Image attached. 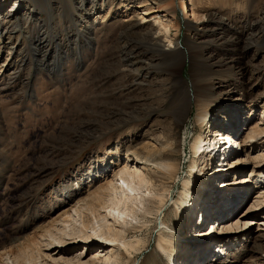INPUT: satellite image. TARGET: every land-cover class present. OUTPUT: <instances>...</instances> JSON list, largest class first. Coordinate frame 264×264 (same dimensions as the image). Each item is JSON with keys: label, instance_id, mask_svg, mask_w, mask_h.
I'll return each instance as SVG.
<instances>
[{"label": "rangeland", "instance_id": "rangeland-1", "mask_svg": "<svg viewBox=\"0 0 264 264\" xmlns=\"http://www.w3.org/2000/svg\"><path fill=\"white\" fill-rule=\"evenodd\" d=\"M48 1L44 7L47 0H0L4 13H10L15 2L22 5L18 13L21 18L36 4L41 7L31 16L30 24L21 21V30L8 26L13 33L3 32L5 43L0 47V264H264V166L257 156L264 153V132H251L253 137L236 153L249 150L242 167L235 168L238 172L227 168L228 160L236 156L226 159L223 170L221 163L207 165V147L202 149L204 153L192 152L199 133L220 143L221 139L215 138L216 125L224 129L228 123L224 116H215L225 115L235 100L241 109L232 111H239L234 113L233 129L240 140L256 123L260 122L264 131V52L254 47L248 54L245 76L238 66L230 67L229 54L211 60L219 63L204 74L222 92L213 102L207 121L201 123L200 108L184 103L194 79L188 50L186 62L176 72L155 54L154 64L147 60L148 69L138 76L133 43L146 45L141 37L133 39V35L125 34L127 30L133 34L125 24L139 21L141 32L156 31L155 35L170 45L177 40L185 42L193 21L201 25L222 17L228 26L242 29L248 20L233 15L255 10V20L264 0H107L110 12L99 13L98 24L87 35L91 43L77 31L79 17L74 16L76 7L71 3L76 0ZM192 3L197 7V17ZM52 10L53 18L49 17ZM52 21V25L45 24ZM204 36H194L192 42H206L209 34ZM235 37L226 36L230 41L238 40L240 47L250 41L246 34ZM218 38L214 44L207 43L206 57H216L214 45H222L224 40ZM43 40V49H37ZM10 46L15 48L8 58ZM39 59L46 64L38 66L35 62ZM57 59L62 67L53 72ZM138 111L144 114L141 119ZM129 142L137 148L142 144L173 147L178 157L177 175L172 177L155 164L125 170L126 160L132 159L126 154ZM224 150L230 154L232 147L229 144ZM193 159L198 167L194 172L190 168ZM214 166L219 173H214ZM235 172L247 177L246 183L235 187H239L237 197L234 187L227 191L216 188L221 181L234 179ZM134 173L142 174L143 181L133 179ZM90 175L94 177L88 182ZM185 180L190 183L186 207L178 203ZM106 183L111 185L105 190L111 194L109 199H121L122 204L118 201V207L112 203L102 209L93 226L110 225V232L132 244L129 251L119 242L109 246L99 238L80 240L85 234L80 233L82 220L88 218L85 213L81 217V210L90 193H97ZM78 184L83 188L79 190ZM73 191L77 195L68 197ZM161 194L164 202L157 197ZM223 204L231 206L233 213L220 211ZM222 216L235 220L236 230L225 240V235L214 238L207 230L209 223ZM206 230L208 236H203L207 239L196 234ZM162 236L173 238L179 246L172 260L158 246ZM63 237V244H52ZM37 241L28 256L13 249ZM223 242L227 254L221 259ZM239 250L246 252L238 258Z\"/></svg>", "mask_w": 264, "mask_h": 264}, {"label": "bare ground", "instance_id": "bare-ground-1", "mask_svg": "<svg viewBox=\"0 0 264 264\" xmlns=\"http://www.w3.org/2000/svg\"><path fill=\"white\" fill-rule=\"evenodd\" d=\"M48 2H50V1L47 0V2L42 4V6H44V7L48 6V4H47ZM71 3H75V7H76L74 9V16L77 15L79 17V19H78L79 23L76 22L77 26L79 27V29L77 27V31H79L82 35H85L86 37L91 32L90 28H92V27L94 28L96 26V24H98V22L101 18L99 13L100 12L107 13V12H110V9H111V7L108 6L109 3L107 2V0H76V1L71 2ZM0 5H1V3H0ZM21 6H19V4H16V2H15L14 6H13V10L10 13H4L3 12L4 6L0 7V47L2 46V43H5L4 41H2V38H4L6 34L3 32H8L10 30L9 32L13 33V30H11L10 28L15 29V30H18V29L21 30L22 29V27L20 26L21 21L25 20L26 24H30L29 20L32 18L31 16L34 15V12L38 11V9L41 8L36 4L35 6H33V9H31L30 14L29 13H28V15L25 14L24 16H22L23 18H21V16H19V14H18L19 11L21 10ZM192 6H193V8H192L193 15H194V17H197L198 16V13L196 12L197 7L195 6L194 3H192ZM234 6L235 7H241L239 4L238 5L236 4ZM101 8H102V11L101 10L99 11V9H101ZM254 11L244 10V12L242 14L237 12L235 15H233L234 16L233 18H236L237 16H240V17L242 16L244 18V20H248L247 22L243 23L244 25H243L242 29H239V27H235V26H228V23L225 20L226 18H222V17L219 19L209 20L208 21L209 23H202L201 25H196V21H193V22L189 23L188 28H189L190 33L186 36L185 42L177 40V42H174V41L171 42L170 45L165 44L164 41L162 40V37H160L158 34L155 35L156 31L153 32V31L147 30L148 32H141L140 29H138L140 26H142L139 23V21L138 22L132 21L130 23L125 24L126 28L129 27V28H131V30H133V34L129 30H127L125 32L126 36L129 37V36L133 35V39L141 37L144 40V44L147 47V48L145 46L142 47L141 45H137V44L133 43L135 67L138 70V73H139L138 76H140V75L142 76L143 72H144L143 70L148 69V67H146V61L147 60L151 61V62L149 61V63L151 65L154 64L153 62L155 60L153 59V57L155 54L160 55L161 57L164 58V60L168 61L170 66H172V68L174 69V72H176V69L179 67H182L183 64L186 62L185 50L187 49L189 52V55L191 56V57H189V59H191V62H192V74L194 75V79L192 80V83H191L192 89L189 90L187 95L185 96L186 100L184 103L187 105V107L193 106V104L197 105L200 108V110L198 112V121H201V123L206 122L207 116L209 114H211L213 102L218 100L217 97L219 95V92H222V89H218L220 87L217 88L215 86V84L213 83V80L211 78H208L207 74H204V72H206V71H212L213 66L217 65L219 63V62L218 63H216V62L210 63L211 60L216 59L217 55L229 54V55H231V58H232V65L230 67L233 68V66H235V65L238 66L240 68V73L242 74V76H245V74H246L245 72L248 69V66H247L248 62L246 63V58L248 59V54H250V52L254 49V47H255V51L261 50L262 52H264V41H263V39H264V7L262 9V12L259 14V17L255 20H254V18L257 15V13L255 14ZM244 13L246 16H244ZM49 17H51V18L54 17L53 16V10L51 12H49ZM2 19H5V21L3 22ZM198 19H199V17H198ZM53 22L54 21L45 22V24L50 23V25H52ZM45 24H44V26H45ZM8 26H10L9 30L7 28ZM207 26L209 27V29H207ZM26 27L27 26L23 27V29H25ZM204 34H206V35L209 34V36H207L208 38H207L206 42H201V44H198L196 42H192V37H194V36H198L200 38L206 37V36H204ZM232 34L234 36L237 35V37H235V38H239L242 34H246L247 39H249L250 41L248 42V44L246 46L240 47V42L238 40L230 41L226 38V36L232 35ZM192 35H194V36H192ZM217 35H218V37L220 36V38L222 37L224 39V40H222L223 41L222 42L223 47L220 44L214 45L215 47H214L213 52H215L214 56H216V57H212L211 55H210L211 58L208 56L206 57L205 53L207 52V49H208L207 43L211 42L212 44H214V41L217 39ZM46 36H48V33H46ZM220 38H218V39H220ZM86 39L88 40L89 43H91L92 39H90V37H87ZM44 41L45 40L41 41L40 43H37L36 48L37 49H43L44 46L42 43ZM228 43L230 45H228ZM82 45H84V43H81V46ZM228 46L229 47L231 46V47L228 48ZM56 47L60 49L61 44L57 43ZM14 48H15L14 46H10L8 48L9 49L8 58H9L10 54H13ZM211 48H213V47H211ZM2 50L3 49L0 48V54H1ZM79 51L80 50L77 51L78 55H79ZM58 57H60V56H58ZM126 58H127V56H126ZM58 59H57V61H58L57 64L53 68V72L60 70L62 67L61 66L62 63H60V60H58ZM129 61H132V59L129 58ZM250 62H253V61H250ZM35 63L38 64V66L46 64L44 59H39ZM253 66H255V65H253ZM173 69H172V71H173ZM256 69H258V67L255 66V70ZM236 87L237 86L234 85V88H236ZM236 101L237 100L234 101V105H231L228 107L229 109H225V115L217 114L215 116L216 119L224 116V118L227 120V123H228L227 127L223 126L224 129L220 128V126H221L220 124L216 125L218 128L215 131V134H216L215 138H217L218 140L225 139V140H223V142H225V141L229 142L231 147H233V144L235 143V140H236L234 138L233 133L234 134L237 133L233 129V126L235 125L234 124V118L236 116L234 115L235 111L234 112H232V111H233V109L234 110H237V109L240 110L241 109L240 104H237ZM222 104H223L224 108H225V106L227 107L226 102H224V103L222 102ZM234 106H237V107L233 108ZM237 112H239V111H237ZM143 115L144 114H142V112L138 111V119H141V117H143ZM249 118L250 117L247 115V117L245 118L247 122L250 120ZM236 119H237L236 121H239L238 117ZM218 121L219 120H216V122H214V123H218ZM257 122H259V120ZM262 129L263 128L260 127V122L256 123L253 127H251L250 132L248 133L247 137H243V139H241V140L238 138V141H240L238 143H241L244 146L245 142L248 139L253 137V135H250L251 132L257 133L260 130L259 134H261L264 132ZM211 140L212 139L210 137H205L201 133L197 134L196 138L194 139V141L192 143V152H194V154L198 155L201 153L200 151L204 147L211 149L214 145L217 146L216 143H218V142L217 141L212 142ZM207 142H211V144H207ZM172 150H173V147H171V148L170 147L155 148V147H150L149 145H145V144H142V145H140V147L137 148V146L134 145V143L129 142V143H127V150H126L127 153L126 154H127V157L130 156V157H132V159L128 158L126 160L123 168L125 170H127L128 168L133 167V169L136 170V168H138L139 165L140 166H143V165L149 166L151 164H155L157 166L160 165L162 168L166 169L167 172L172 177H174L177 175L179 168H178V163H177L178 157L174 156V153L172 152ZM248 153H249V150L247 149L244 154L243 153L240 155L238 154L232 160L231 159L228 160V163H230V165L227 168L228 169H233L234 167L235 168H241L242 167L241 164L245 161V160H243V158ZM133 155H135L134 156L135 158H133ZM206 155L208 158H205V161H207L206 162L207 165L209 164V166H211L213 163L214 157L209 152ZM124 156H125V154H124ZM257 156H258V159L260 160V162L264 166V153H259ZM190 168H191L192 172L196 171V169L198 168L195 159H193L191 161ZM262 168H264V167H262ZM95 169H96V167H95ZM222 169L224 170V168H222ZM241 171L242 172H240V173L243 175L244 174L243 169ZM236 172H238V171L236 170ZM236 172L234 174V179H229V180L226 179L224 181H221L220 184H217L216 188L218 186H219V188L225 187L226 188L225 190L227 191V190H229L230 187L235 188L238 184L246 183L247 177L246 176H242V177L236 176L237 175ZM205 173H206V171H205ZM214 173H219V172H218V170H215ZM135 174H137V175L135 176ZM93 175H95V174H93ZM93 175H90L88 178H86V181L87 180H88V182L92 181L93 180L92 177H94ZM96 176H95V178H96ZM132 177H133V179L137 178L139 183L142 182L144 179V176H142V174H138V173H134V176L132 175ZM86 181H81V182H83V184H86ZM183 183H184V192H181L182 195L180 196V198H179L180 200L178 203L181 204V205L179 204L180 206L186 207L187 202H188L187 198L189 197V191L188 190L190 187V185H189L190 183H189V180H185ZM110 186H111L110 183H106L105 185L102 184L101 185L102 189L100 188V190L97 191V193H90V196H91L90 200H88L86 202L85 207L82 208V210H81L82 211L81 217H82V213L83 214L85 213V215L88 218H87V221L82 220L80 233H85V234L82 237H80V240H82L83 238H87V237L94 239V240L95 239L98 240V238H99V240L106 242L107 245H109V246H114L116 244V242H119L123 247H125L127 249V251H129L130 247H132V244L126 242L125 240L122 241L119 238L120 235H118L117 233L110 232L112 230L110 225L105 224L104 227H102L101 225L98 227L93 226V225L97 224V222H95V220L98 219V215L100 216L102 209H107L108 207H110V204H112V203L117 207L120 205L119 203L122 204L121 199H119V200L114 199L113 201H112V199H109L111 194L110 193L106 194L105 190L109 189ZM77 187H79V190L83 188L79 184ZM237 188H239V187H237ZM237 188H235L236 192H233L235 194L234 197H237V195H238ZM74 191H76V189ZM74 191L72 192V194H69L68 197L71 198L72 196H75V194L77 195V192H74ZM239 192H240V190H239ZM122 194H123V192H122ZM240 194H241V192H240ZM157 197H158V199H161V202L165 201L163 194H161ZM118 201H119V203H118ZM63 202H65V201H63ZM226 202H228V201H226ZM65 204H66V202H65ZM219 208H221V206ZM232 210L233 209L231 206L224 205V206H222L220 211H222L223 213H228L230 215V213H233ZM68 216L69 215H67V218H68ZM234 221L235 220L232 219L231 216H228V217L222 216L221 218H216L212 223H210L208 226V229L213 231V229L210 226H212V225L215 226L217 224V222H220L221 226L222 225H223V227L228 226L226 234L224 236V240L229 239L228 237H230L232 232H234V230H236V228H234L235 227ZM226 224H228V225H226ZM167 228H169V227L167 226ZM103 230H107L108 233L110 232L109 235L107 234V232L104 233ZM207 230L205 232L202 231V235H207L208 234ZM210 230H208V231H210ZM220 233H217V234L220 235ZM223 233H225V232H222V234ZM73 234H75V233H73ZM78 235H79V233H78ZM75 236H77V235H75ZM69 237L71 239H78L77 237H73V236H69ZM211 237H213V236H211ZM214 238H217V237H214ZM38 242L39 241H37L36 243L34 242L33 244H31V246L27 245L28 247L26 245H23V244L20 245L19 244V245H16L13 249L17 248L20 251L19 254L21 256L22 255L28 256L30 254V252L33 251V247H35ZM63 242H64V237L59 238V239L58 238L54 239L52 241V244L53 243L63 244ZM29 243H32V241H30ZM225 245H226L225 242H223V245H221V249L219 250L221 259L223 258L222 257L223 255L227 254V252L225 251ZM158 246H159L160 250H162L164 255H166L170 260L175 258L176 251L179 249V246H177V242L173 238H170L167 236H162L160 238V240L158 242ZM13 249H11V251ZM245 252H246V250H239L237 257L239 258L241 255L245 254Z\"/></svg>", "mask_w": 264, "mask_h": 264}]
</instances>
